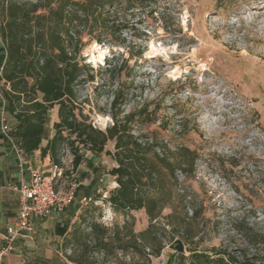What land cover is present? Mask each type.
<instances>
[{
	"label": "rangeland",
	"instance_id": "obj_1",
	"mask_svg": "<svg viewBox=\"0 0 264 264\" xmlns=\"http://www.w3.org/2000/svg\"><path fill=\"white\" fill-rule=\"evenodd\" d=\"M106 29L100 44L81 39L77 113L101 131L113 125L111 113L118 120L133 114L126 126L132 137L171 153L183 146L195 162L187 176H163L169 206L146 233L144 210L125 217L107 202L117 188L109 175L114 161L82 151L73 170L66 149L56 190L75 181L81 191L93 177L89 196L97 202L81 206L76 199L63 258L166 264L180 241L184 256L221 250L239 263L264 264V0H155L150 13L116 4ZM113 148L109 142L105 151ZM94 224L107 231L106 249L90 237ZM133 237L135 248L118 250Z\"/></svg>",
	"mask_w": 264,
	"mask_h": 264
},
{
	"label": "trees",
	"instance_id": "obj_2",
	"mask_svg": "<svg viewBox=\"0 0 264 264\" xmlns=\"http://www.w3.org/2000/svg\"><path fill=\"white\" fill-rule=\"evenodd\" d=\"M154 1L0 0L3 20L0 39L5 49L1 73L4 86L0 91L7 113L15 122L11 128L7 126L9 134L26 155L39 151L41 158L48 156L52 166L59 169H63L66 149L72 157L73 170L84 161L82 151L110 157L116 165L109 175L117 188L109 194L107 202L115 213L125 217L133 211L144 210L149 221L146 233L151 232L153 223L169 206L163 176L175 179L177 172L187 176L193 168L195 153L183 146L171 153L165 145L139 142L126 129L133 114L118 120L117 114L111 113L113 125L105 131L96 129L87 117L77 113L75 88L81 82L83 68L77 59L82 37L100 44L101 35L107 32L110 9L116 4L126 11L139 7L150 13ZM119 98L115 94L112 110ZM55 107L58 122L53 124V135L48 138V113ZM44 139L47 143L41 147ZM109 142L114 143L113 152L105 151ZM93 182L94 178L89 185ZM106 234L98 225L90 227V237L102 249L107 248ZM67 240L68 235L63 248L71 245ZM135 246L133 237L131 243L120 244L118 250ZM188 253V256L175 254L166 264H248V261L239 263L231 253L221 250L210 255Z\"/></svg>",
	"mask_w": 264,
	"mask_h": 264
},
{
	"label": "crops",
	"instance_id": "obj_3",
	"mask_svg": "<svg viewBox=\"0 0 264 264\" xmlns=\"http://www.w3.org/2000/svg\"><path fill=\"white\" fill-rule=\"evenodd\" d=\"M5 62V49L0 39V88L4 86L1 80L2 68ZM7 88V87H6ZM53 110V109H52ZM51 111V110H50ZM48 113V138H51L53 124L58 122L57 108L54 112ZM2 117L5 125L11 128L14 120L8 115L6 110V102L0 91V129ZM47 139L42 140L41 147H45ZM34 168L41 170L45 174H49L53 170L49 157L41 158L40 152L36 151L26 155ZM93 177H89L91 182ZM20 175L17 169V159L11 150L10 143L3 138L0 133V249L5 244L3 236L6 229L15 221L18 206L19 194L9 190L8 184H18ZM96 189V182L88 188H83L78 193V199L91 195ZM74 204L64 213L55 215L48 219L35 220L33 222V232L29 235L18 237L13 243L9 254L2 258L0 264H71L63 258V242L70 226L75 221L78 210L73 211Z\"/></svg>",
	"mask_w": 264,
	"mask_h": 264
},
{
	"label": "built area",
	"instance_id": "obj_4",
	"mask_svg": "<svg viewBox=\"0 0 264 264\" xmlns=\"http://www.w3.org/2000/svg\"><path fill=\"white\" fill-rule=\"evenodd\" d=\"M0 133L11 145V150L17 159V169L20 175L18 184H8L6 187L19 194V206L15 221L6 229L3 241L5 246L0 249V263L2 258L10 253L12 243L22 235L33 232V222L51 218L64 213L76 202L77 189L80 183L70 181L64 190L55 188L56 182L63 175L62 169L53 167L52 172L45 174L36 169L19 148L16 140L9 134V128L5 125L3 117ZM95 195L102 199L107 198V193L96 190ZM92 197H83L78 200L81 206L90 203L96 204Z\"/></svg>",
	"mask_w": 264,
	"mask_h": 264
},
{
	"label": "water",
	"instance_id": "obj_5",
	"mask_svg": "<svg viewBox=\"0 0 264 264\" xmlns=\"http://www.w3.org/2000/svg\"><path fill=\"white\" fill-rule=\"evenodd\" d=\"M171 248L177 252V254H181L183 255L184 252H183V245L180 241H176L173 243V245H171Z\"/></svg>",
	"mask_w": 264,
	"mask_h": 264
}]
</instances>
